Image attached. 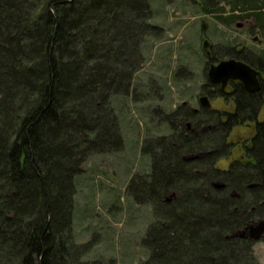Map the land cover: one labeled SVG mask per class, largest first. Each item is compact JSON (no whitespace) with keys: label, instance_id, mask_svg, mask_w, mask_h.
Here are the masks:
<instances>
[{"label":"trees","instance_id":"16d2710c","mask_svg":"<svg viewBox=\"0 0 264 264\" xmlns=\"http://www.w3.org/2000/svg\"><path fill=\"white\" fill-rule=\"evenodd\" d=\"M229 5L264 27V0ZM151 17V0H0V264H98L75 241V181L91 156L123 145L112 98L136 100L144 42L164 32ZM210 52V62L232 58L264 73L249 50ZM202 89L234 110L182 105L164 116V135L140 141L149 170L126 185L152 208L140 264H258L254 242L231 235L264 218V90ZM250 125L243 157L218 168L238 146L232 130Z\"/></svg>","mask_w":264,"mask_h":264},{"label":"rangeland","instance_id":"374dc122","mask_svg":"<svg viewBox=\"0 0 264 264\" xmlns=\"http://www.w3.org/2000/svg\"><path fill=\"white\" fill-rule=\"evenodd\" d=\"M230 1L151 0L150 24L164 32L159 39L144 42V65L133 80L139 88L136 100L112 98L123 145L119 151L91 156L75 181L73 233L76 243L87 247L84 260L98 264L146 260L142 240L153 220L152 208L135 203L126 194V185L132 174L149 170V159L140 154V141L147 135H164V116L182 104L199 108V97L206 95L202 87L207 83V69L216 63L208 61L205 53L212 50L222 58L228 47H235L264 60V27L259 28L252 18H238L239 12L230 10ZM262 100L258 121H264V93ZM211 108L234 110L229 97L212 99ZM253 134L252 125L235 127L229 141L238 146L217 167L225 170L231 160L243 157V146H249ZM253 252L257 263L264 264L263 243L254 242Z\"/></svg>","mask_w":264,"mask_h":264},{"label":"water","instance_id":"95a60500","mask_svg":"<svg viewBox=\"0 0 264 264\" xmlns=\"http://www.w3.org/2000/svg\"><path fill=\"white\" fill-rule=\"evenodd\" d=\"M203 47H207V42H203ZM206 56H210V52H206ZM258 71L251 68L249 65L237 61L235 59H223L217 63L209 65L206 77L210 84L219 85L221 90H224L230 81H238L242 84L246 92L255 94L260 91V83L258 79ZM198 104L200 108L211 109V103L206 95L199 97ZM203 154L191 155L184 158L186 162H192L200 159ZM217 189L223 188L222 184L216 183L213 185ZM173 197L171 195L167 201ZM231 238L249 239L253 242H257L264 238V218L259 219L243 230L235 232L231 235Z\"/></svg>","mask_w":264,"mask_h":264},{"label":"flooded vegetation","instance_id":"af4514ba","mask_svg":"<svg viewBox=\"0 0 264 264\" xmlns=\"http://www.w3.org/2000/svg\"><path fill=\"white\" fill-rule=\"evenodd\" d=\"M249 28V27H248ZM249 30V29H248ZM256 71H258V70H256ZM258 73H259V75H258V79H259V83H260V90H264V80L261 78V75H262V72L261 71H258ZM238 84H240L241 86H242V84L240 83V82H238V81H230V82H228V84H227V86L225 87V89L224 90H221L220 89V86L219 85H215V86H217V87H219V89H220V91H223V92H225V93H229V92H231L232 91V89L234 88V86H236V85H238ZM243 87V86H242ZM243 89H244V87H243ZM245 90V89H244ZM246 91V90H245ZM260 92V91H259ZM248 93V92H247ZM262 96H263V94H262ZM208 97V96H207ZM209 100H210V98H209ZM210 102H211V100H210ZM182 105H185V104H182ZM181 105V106H182ZM187 106V105H186ZM234 106V105H233ZM191 108V107H190ZM200 108V107H199ZM199 108H197V109H194V108H191L194 112H196ZM249 240V239H248ZM257 242H261V243H263V246H264V238H262V239H260L259 241H257Z\"/></svg>","mask_w":264,"mask_h":264}]
</instances>
